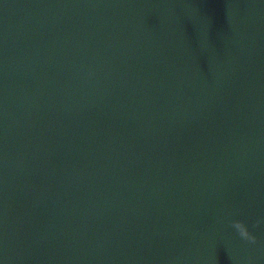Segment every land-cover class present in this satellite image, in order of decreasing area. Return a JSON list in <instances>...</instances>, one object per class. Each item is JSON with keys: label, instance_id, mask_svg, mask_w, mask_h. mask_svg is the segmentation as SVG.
Returning a JSON list of instances; mask_svg holds the SVG:
<instances>
[{"label": "water", "instance_id": "1", "mask_svg": "<svg viewBox=\"0 0 264 264\" xmlns=\"http://www.w3.org/2000/svg\"><path fill=\"white\" fill-rule=\"evenodd\" d=\"M0 264H264V0H0Z\"/></svg>", "mask_w": 264, "mask_h": 264}]
</instances>
